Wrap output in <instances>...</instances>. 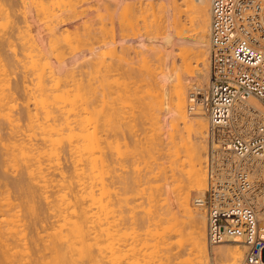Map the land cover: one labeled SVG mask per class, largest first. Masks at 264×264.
I'll list each match as a JSON object with an SVG mask.
<instances>
[{
  "label": "bare ground",
  "instance_id": "1",
  "mask_svg": "<svg viewBox=\"0 0 264 264\" xmlns=\"http://www.w3.org/2000/svg\"><path fill=\"white\" fill-rule=\"evenodd\" d=\"M6 1V0H5ZM38 1V0H37ZM45 2L47 0H44ZM55 1V0H54ZM68 1H71V0H68ZM76 1V0H75ZM80 3L83 1V0H79ZM132 1V0H131ZM147 1V0H146ZM174 4H173V8L174 10L171 9V13H173L171 15V19H170V26H169V37L173 36V34L175 33L177 37L181 36L183 33V35L181 37H185L187 38V35L189 34V31L191 33V30H189V28H191L193 25L196 26V30H195V27H192L191 29H193V31L197 34H195L197 36V40H192V41H189V40H183L182 38V43L183 44H187V45H193L194 44V48L196 47L197 49V53H201L202 51V47L205 46V43L207 44L208 43V28H209V31H210V0H180V3H176V0H173ZM6 2H9L8 0ZM23 2V0H22ZM48 2V1H47ZM74 2V0H73ZM78 2V0H77ZM101 2V1H100ZM103 2V1H102ZM136 2V1H135ZM135 2H134V5H135ZM138 2V1H137ZM142 2V1H141ZM151 2V1H150ZM150 2H148L147 5L151 4ZM172 2V0H171ZM179 2V1H177ZM39 3H42L41 0ZM75 3V2H74ZM99 3V2H98ZM97 3V4H98ZM104 3V2H103ZM144 3V2H142ZM156 3V2H155ZM166 3V2H165ZM8 4H11L10 2L7 3V7H8ZM35 4V3H34ZM37 4V2H36ZM35 4V6H36ZM52 4V3H51ZM70 4V3H69ZM77 4V3H75ZM94 4V3H93ZM138 4V3H137ZM141 4V3H140ZM1 5V4H0ZM24 5V3H23ZM40 5V4H38ZM48 5V4H47ZM120 5V4H119ZM133 5V4H132ZM133 5V6H134ZM146 5V6H147ZM168 4H166V7H167ZM12 6V5H11ZM25 6V5H24ZM34 6V7H35ZM52 6V5H51ZM64 6V5H63ZM67 6V5H66ZM71 6V5H69ZM90 6V5H89ZM94 6V5H93ZM97 6V5H96ZM105 6V4H104ZM141 6V5H140ZM145 6V7H146ZM163 6L164 3H163ZM4 7H5V4H4ZM6 7V9H7ZM10 7V5H9ZM8 7V8H9ZM46 7V6H45ZM95 7V6H94ZM100 7V6H98ZM106 7V6H105ZM122 7V6H121ZM150 7V6H149ZM154 7V6H153ZM2 8V6L0 7ZM68 8V6L66 7V9ZM96 8V7H95ZM94 8V9H95ZM107 8V7H106ZM109 8L108 7V10L109 11ZM127 8V6H126ZM141 8V11H142V8L144 7H140ZM152 8V7H151ZM150 8V9H151ZM168 8V7H167ZM180 8H183V9H180ZM15 9V7H14ZM37 9H39L37 7ZM45 9V8H44ZM42 9V10H44ZM48 9V8H47ZM60 9V8H59ZM63 9V7H62ZM123 9V8H122ZM121 9V10H122ZM132 9V8H131ZM136 9V8H134ZM24 10V9H23ZM46 10V9H45ZM44 10V11H45ZM49 10V9H48ZM58 10V9H57ZM86 10V8H85ZM120 10V11H121ZM126 10V9H125ZM129 10V9H128ZM161 10V9H160ZM168 10V9H167ZM1 11H4V8L1 10ZM79 11V10H78ZM84 11V10H82ZM117 11V10H116ZM124 11V10H123ZM135 11V10H134ZM150 11V10H149ZM152 11H154V9H152ZM5 12H8L5 11ZM59 12V11H58ZM70 12V11H69ZM162 12V11H161ZM182 12H185V13H189L188 14V17H190V22H192V26L190 24L191 27H187L188 29H186V24L182 21L181 19V13ZM1 13V12H0ZM4 13V12H3ZM2 15H4L3 17H5L6 13H4ZM14 13V11L12 12ZM18 13V11H17ZM101 12H99L100 14ZM129 13V12H128ZM167 13V12H166ZM15 14V13H14ZM38 13H36L37 15ZM106 14V13H104ZM109 14H112V13H109L108 12V15ZM130 14V13H129ZM134 14V12H133ZM141 14V13H140ZM151 14V12L149 13ZM161 14V13H160ZM9 14L6 15V18H8ZM19 15V14H18ZM38 15H41V14H38ZM48 15H51V14H48ZM70 15V14H68ZM74 15V14H73ZM77 15V14H76ZM75 15V16H76ZM79 15V14H78ZM118 15V13H117ZM131 15V14H130ZM129 15V16H130ZM143 17L145 18V16H147V14H142ZM157 14H155V11H154V14L153 16H156ZM12 16V15H11ZM64 16V15H63ZM61 16V17H63ZM103 16V15H102ZM113 15H111L112 17ZM120 16V15H119ZM137 16V15H136ZM162 16V15H161ZM2 17V16H1ZM15 17V16H14ZM25 17V16H24ZM40 17V16H39ZM60 17V18H61ZM65 17V16H64ZM74 17V16H73ZM78 17V16H76ZM104 17V16H103ZM109 17V18H111ZM134 17V16H133ZM150 17V15H149ZM165 17V16H164ZM163 17V18H164ZM52 18V17H51ZM107 18V17H106ZM114 18V17H113ZM118 18V17H117ZM130 18V17H129ZM128 18V19H129ZM132 18V17H131ZM142 18V17H141ZM158 17H155V19L157 20ZM11 19V18H10ZM43 19V18H42ZM66 19V18H65ZM70 19V18H69ZM112 19V18H111ZM110 19V20H111ZM122 19V18H121ZM166 19V18H165ZM3 20V18H2ZM1 20V21H2ZM9 20V18L7 19ZM7 20L5 21L6 23ZM41 20V19H40ZM104 20V19H103ZM106 20V19H105ZM126 20V19H124ZM138 20V19H137ZM141 20V19H139ZM153 20V19H152ZM162 20V19H161ZM11 21V20H10ZM46 21V20H45ZM48 21V20H47ZM62 21V20H61ZM90 21H93V20H89L88 22L91 23ZM97 21V20H96ZM109 21V20H108ZM128 21V20H127ZM129 21H131L129 19ZM144 21V20H143ZM142 21V22H143ZM159 21V20H158ZM156 21V22H158ZM165 21V20H164ZM3 22V21H2ZM25 22V20H24ZM51 22V21H50ZM87 22V21H85ZM107 22V21H106ZM126 22V21H125ZM134 22V21H133ZM141 22V21H140ZM161 22V21H160ZM12 23V21H11ZM27 23V22H26ZM63 23V22H62ZM82 23V22H81ZM103 23H105L103 21ZM128 23V22H127ZM135 23H138V22H135ZM148 23V22H147ZM155 23V21H154ZM167 23H168V20H167ZM5 24V23H4ZM83 24V23H82ZM81 24V25H82ZM101 24V22H100ZM98 24V25H100ZM109 24H111L109 22ZM121 24V23H119ZM134 24V23H133ZM139 24V23H138ZM157 24V23H156ZM164 24V22H163ZM80 25V26H81ZM91 25V24H90ZM88 24V26H90ZM94 25V24H93ZM112 25V24H111ZM129 25V24H128ZM132 25V23L130 24ZM129 25V28L131 30V28L133 29L134 27H130ZM142 25V24H141ZM148 25V24H147ZM151 24H149L148 26L150 27ZM166 25V24H165ZM168 25V24H167ZM8 27V24L6 25ZM10 26V25H9ZM17 26L18 25H15V30H18L17 29ZM21 26V25H20ZM47 26V25H46ZM97 26V25H95ZM121 26V25H120ZM123 26V25H122ZM134 26V25H133ZM139 26V25H138ZM137 26V28H138ZM152 26V25H151ZM163 26V25H162ZM11 28L13 27V25L11 24L10 26ZM23 27V26H22ZM28 27V25H27ZM45 27V26H44ZM54 27V26H53ZM82 27V26H81ZM91 27V26H90ZM103 27V26H102ZM101 27V28H102ZM105 27V26H104ZM141 27V26H140ZM158 27H160L159 29L161 30L162 27L158 25ZM1 28V27H0ZM5 28V27H4ZM9 28V27H8ZM19 28V27H18ZM43 28V27H42ZM88 28V27H87ZM93 28V27H92ZM124 28V27H123ZM164 28V31H165V27L163 26ZM22 30V28H20ZM83 29H84V26H83ZM111 27L110 28H106V31L105 34H108L109 31H110ZM140 29V28H139ZM142 29H143V26H142ZM145 29V28H144ZM147 29V28H146ZM149 29V28H148ZM152 29V28H151ZM159 29H157V31H159ZM174 29V33L172 34V30ZM188 31L187 33L186 30ZM1 30H4L5 32V29H1ZM9 30V29H8ZM6 28V31L9 32ZM30 30V29H29ZM85 30V29H84ZM104 30V29H103ZM154 30H155V27H154ZM185 30V31H184ZM13 31V32H14ZM25 31V30H24ZM23 31V32H24ZM47 31V30H46ZM87 31V30H86ZM93 31V30H92ZM102 31V30H101ZM127 31V30H126ZM140 31V30H139ZM192 31V32H193ZM12 32V34H13ZM16 32H22V31H16ZM39 32V31H38ZM85 32V31H84ZM91 32V31H90ZM103 32V31H102ZM138 32V31H137ZM149 32V31H148ZM193 32V33H194ZM2 33V31H1ZM98 33V32H96ZM101 33V32H100ZM99 33V34H100ZM128 33V32H127ZM132 33V32H131ZM154 33V32H153ZM5 34H8V33H5ZM11 34V35H12ZM94 34V33H92ZM125 34V33H124ZM139 34V33H138ZM146 34V33H145ZM149 34V33H148ZM159 34H162L160 32H158L157 35ZM187 34V35H186ZM10 35V36H11ZM14 35V34H13ZM13 35H12V38H13ZM30 35V34H29ZM48 35V34H47ZM111 35V34H110ZM123 35V34H122ZM132 35V34H130ZM151 35V34H150ZM154 35V34H153ZM163 35V34H162ZM191 35H194L191 33ZM9 36V34H8ZM9 36V39L8 37L6 39H4L8 45H10V39H12L11 37ZM19 36V35H18ZM22 36V35H21ZM82 36V35H81ZM80 36V37H81ZM99 37V35H97ZM104 36V35H103ZM129 36V35H128ZM127 36V37H128ZM145 36V35H144ZM148 36V35H146ZM190 36V35H189ZM2 37V36H0ZM3 37H4V34H3ZM6 37V36H5ZM4 37V38H5ZM17 37V36H16ZM24 37V36H23ZM23 37L21 38L22 40H26V38L23 39ZM49 37V36H48ZM57 37V36H56ZM94 37V36H93ZM107 37V36H106ZM112 37V36H111ZM123 37H125V35H123ZM126 37V38H127ZM151 37V36H150ZM192 37V36H191ZM195 37V36H193ZM19 38V37H18ZM32 38V37H31ZM103 38V37H102ZM132 38V36H131ZM145 38V37H144ZM190 39V37H188ZM187 38V39H188ZM3 39V38H2ZM2 39L0 38V41H2ZM90 40V38H88ZM92 41L94 40L93 38H91ZM106 39V38H105ZM12 40L15 41V39L13 38ZM21 40V41H22ZM31 40V39H30ZM42 40V39H41ZM56 40V39H55ZM61 40V39H60ZM67 40V39H66ZM78 40V39H77ZM103 40V39H102ZM108 40V39H107ZM23 42V44L26 42ZM32 41V40H31ZM39 41V40H38ZM82 40H80L81 42ZM117 41V40H116ZM17 42V41H15ZM14 42V43H15ZM28 42V41H27ZM26 42V43H27ZM30 42V41H29ZM36 42V41H35ZM35 42L32 43V46L31 48H33L34 50L36 49V51L38 50V46L35 45ZM41 42V41H40ZM39 42V43H40ZM65 42V41H64ZM67 42V41H66ZM83 42V41H82ZM91 41H89V44H90ZM103 42L106 43V41L104 40ZM2 44V47H3V50L4 51V46L5 45ZM12 43V42H11ZM25 43V44H26ZM52 43V42H51ZM55 43V41H54ZM85 43H86V40H85ZM95 43V42H93ZM125 43V42H124ZM123 43V44H124ZM19 44V43H17ZM16 44V45H17ZM78 44V43H77ZM76 44V47L78 46ZM82 44V43H80ZM103 44V43H102ZM159 44V43H158ZM14 45V44H13ZM12 45V46H13ZM15 45V46H16ZM28 45V44H27ZM31 45V44H30ZM30 45H28V50L31 49L30 48ZM83 45V44H82ZM104 45V44H103ZM128 45V44H126ZM132 45V44H131ZM138 45V44H137ZM151 45V44H150ZM184 45V46H185ZM186 45V46H187ZM189 45V46H190ZM209 45V44H208ZM10 46V47H12ZM25 48H24V47ZM22 48L24 49V51L26 50L28 52V50L26 49V45H23ZM37 48H36V47ZM41 46V45H40ZM47 46V45H46ZM55 46V45H54ZM53 46V48H54ZM87 46V45H86ZM89 46V45H88ZM87 46V47H88ZM91 46V45H90ZM94 46V45H93ZM116 46V45H115ZM144 46V45H143ZM148 46V45H147ZM152 46V45H151ZM155 46H159V45H155ZM1 47V46H0ZM1 47V48H2ZM8 47V46H7ZM20 47H21V44H20ZM57 47V46H56ZM59 47V46H58ZM75 47V46H73ZM75 47V48H76ZM120 47V46H119ZM139 47V45H138ZM150 47V46H149ZM148 47V49H149ZM188 47V46H187ZM0 48V49H1ZM52 48V47H51ZM96 48V47H95ZM107 48V47H106ZM141 48V47H140ZM146 50L147 47L145 46ZM160 48V46H159ZM157 48V50L159 49ZM185 48V47H183ZM181 48V49H183ZM199 48H201L199 50ZM43 49V48H42ZM65 49V48H64ZM77 49V48H76ZM83 49V48H82ZM91 49V47H90ZM120 49V48H119ZM122 49V48H121ZM130 49V48H129ZM151 49H154L153 47ZM161 49V48H160ZM180 49V50H181ZM186 49V48H185ZM181 50L180 52H185V55L186 57L188 56V53L191 52V54L193 53L192 51H190L189 49V52H188V49L187 50ZM11 50V48H10ZM9 50V52H11ZM12 50H19L18 49H12ZM32 50V49H31ZM40 50V49H39ZM38 50V51H39ZM45 50V49H44ZM80 50V49H79ZM88 50V49H87ZM97 50V49H95ZM115 49H113L114 51ZM123 50V49H122ZM121 50V51H122ZM125 50H128L127 48ZM142 50V48L140 49V51ZM145 50V49H144ZM156 50V51H157ZM204 50V49H203ZM1 51V52H2ZM7 51V50H6ZM5 51V52H6ZM23 51V50H22ZM33 51V50H32ZM63 51V50H62ZM61 51V52H62ZM66 51V50H65ZM112 51V52H113ZM139 51V52H140ZM186 51H187V54H186ZM194 51V50H193ZM0 52V53H1ZM4 52V53H5ZM17 51H15L14 53H16ZM30 52V50H29ZM40 52V51H39ZM55 52V51H54ZM98 52V51H97ZM96 52V53H97ZM107 52H110V51H107ZM116 50L113 52L115 54ZM120 52V51H118ZM143 52V50L141 51ZM158 52H160L161 54V51L158 50ZM204 52V51H202ZM3 53V54H4ZM13 53V54H14ZM20 53V52H19ZM25 53V55L23 54ZM21 54H23L26 58V62H30V66L28 63H26L24 61V64L26 63L25 66H23L22 69H24L25 67H28L27 69H24V73L25 70H28L29 73H26L24 75V73H22V76L20 77L21 80L23 81L22 84H19L22 86L21 90L24 91L25 93V98L23 96H21L24 100L21 101L23 103L21 109H22V112H19L21 111L18 107H17V99H18V95L14 94L15 91L12 87V83L13 82V78H15V74L16 72L19 73V71H16L14 72L13 70V78H11V68L15 69V65L12 67V65L14 63L16 64H20V61L22 62L23 60L20 59L19 56L21 55H17V53L13 56V59H16L15 57H18L20 59H18V63L17 61L14 62L12 61V57H10L11 60L9 59H3V55L1 53L0 56V158H2V161H3V164L5 167H11V170L16 173L19 174V177L18 178H15L13 180L16 181V183L14 185H16V187H18V189L20 190H23L24 194L22 191L21 194H23V200L20 199V203H21V200L23 202V204L21 206H23L24 210H22V208H20V204L19 203H16L18 202L16 200V198L14 199L9 190L8 189L9 187H4L3 185V189L5 188V190H1V185H0V264H93L94 260L96 261L97 259L99 260V258L101 259V257L99 258H96L95 256V253H98V251H100V256H104V254H106V257L108 260H106L108 264H151L152 262V259L153 257L155 256L154 252H150V253H144L143 252V249L145 247H149V243L147 242L146 239H144L142 237V233H141V230L142 228L146 225L144 224V226L142 227L141 225V222H139L140 220L137 219V216L135 215V211H136V208L139 209L138 207H140V202H138L136 205L133 204L134 202L136 203V200L137 198L136 197V194L138 192H136V194L134 193V191L136 190L134 188V186H136L138 183H141L142 181H144V179L142 178L143 176H140V175H133L131 178L130 176L127 178H123L121 179L122 180V183L121 185L118 187H114L112 185H110L109 183H107L105 181L106 178H104L105 176H103V172L105 170L106 172V169L107 170H110V160L107 158L108 157V154L105 155V152H106V146L109 147V141H108V145H105L107 144L106 142V139L104 137V141L102 140L103 136H101V134L98 133V127H99V123H98V127L97 126V121H93V123H91V119H89L92 115V113H96L98 110L94 104H96V100L93 98V95L95 94H92L94 93L92 90H89L91 89V87H87V92L85 93H88L87 96L89 97H86L87 99L86 100H82L83 101L82 103L83 104H79L78 102V97L79 96H83L84 95L80 92H81V88L80 89H77L78 87H85L88 85V81L87 82H84L86 83L87 85H84L83 86V83H81V81L83 80L82 78L79 79V81L76 80L75 82V78L73 77L72 80L74 79L73 82H71L70 80L66 79V78H62V80L64 81H61V78H59V75H55L57 72L53 71V69L49 68L51 66L50 63L49 65L47 64V62H44L42 61L43 59L38 58L40 56V54H35V56H31V54L29 53H26V52H23ZM38 53V52H37ZM41 53H44L41 51ZM127 53V52H126ZM129 53V52H128ZM148 53V52H147ZM150 54L152 53L149 52ZM156 55H157V52H155ZM205 53V52H204ZM12 54V55H13ZM28 54V56H27ZM57 54V53H56ZM65 54H67L65 52ZM71 54V53H70ZM106 54V53H104ZM102 54V55H104ZM120 54V53H119ZM140 54V53H139ZM138 54V56H139ZM144 55L145 53H141V55ZM158 54V55H160ZM175 54V53H174ZM182 54V53H181ZM189 54V55H191ZM196 54V53H195ZM203 54V53H202ZM207 54V52H206ZM9 54H7V57H8ZM10 55V56H12ZM22 55V56H23ZM37 55V56H36ZM39 55V56H38ZM59 55V54H58ZM116 55V54H115ZM122 55V54H121ZM132 55V54H131ZM130 55V56H131ZM176 55V54H175ZM178 55V54H177ZM180 55V54H179ZM184 55V53H183ZM182 55V56H183ZM194 56V53L192 54ZM198 57L200 58H203L201 59V63H202V70H197L198 72V76L199 78H201V80H203L202 78H204V80L208 79L209 76H207V71H206V68L204 67L205 64L207 63L206 60L207 58H204L202 56L204 55H200L197 54ZM23 56V57H24ZM31 56V57H30ZM67 56V55H66ZM64 55V57H66ZM71 56V55H70ZM106 55L103 56V58L105 57ZM108 56V55H107ZM119 56V55H117ZM116 56V57H117ZM123 56V55H122ZM121 56V57H122ZM129 56V57H130ZM137 56V57H138ZM181 56V58H182ZM196 56V55H195ZM207 56V55H205ZM49 57V56H48ZM53 57V56H52ZM85 57H88V56H85ZM110 57V56H109ZM112 57V56H111ZM110 57V59H111ZM148 57V56H147ZM145 57V58H147ZM150 57V56H149ZM159 56L155 57L156 60ZM175 57V56H174ZM185 57V56H184ZM185 57V59H186ZM29 58V60H27ZM61 58V57H60ZM96 58V57H95ZM126 58V57H125ZM124 56H123V59L125 60ZM143 58V57H142ZM141 58V61H143V59ZM152 58V57H150ZM154 58V57H153ZM173 58V57H172ZM189 58V56L187 57ZM196 58V57H194ZM25 59V58H24ZM31 59V60H30ZM65 59V58H64ZM94 59V58H93ZM98 59V57H97ZM100 59V58H99ZM119 59V57L117 58ZM149 59V58H148ZM159 59V58H158ZM180 59V57H179ZM185 59L183 58V61H182V66H180V70H181V73L178 72L177 70V74L175 76V80L176 82H174L175 80H173V83L172 84V90H170L169 94L168 95L170 98L169 101L165 100L164 101V98H162V95H163V91L161 92L162 88L160 89L158 83L161 82V81H157L156 78L153 77V75L151 74L152 78L150 80H152L154 82V84L158 85L157 89H153V88H156L155 86L150 88V89H153L152 90V93L149 92L150 90H146V94H147V91H148V95L151 97H149V101L147 102L148 104H141L142 106L143 105H149L148 109L150 110H153V113L150 114L149 111H146L148 109H144L146 112H144L145 114L147 112H149L150 114V118L149 116L147 115L146 118H149L151 121H152V124H156L158 123L160 120V117H159V112L161 111L160 108L162 109L163 108V105H164V102L165 103H169V107H168V110L167 112L169 113L168 117L170 116L171 119H172V123H174L175 127L177 126L178 123H181L183 124L182 126L184 128H186L185 130H187L188 132L192 131L191 133L192 134H195L193 139V142H190L188 141L186 145V150L188 151L187 153V156H188V161H187V165L190 167L188 169H186V167L184 168L183 166H180L183 168V169H186V172L187 173H183L181 170L183 169H179V171H181L180 174H182V176L180 175V178L181 179H176L177 183H178V186L177 187H174V189H171L172 193H174V196L176 197V204L178 205V212L179 210H181L179 213L177 212V215L178 217H180L179 215H184L185 216V220L186 223H187V229L188 227H190V248L192 251H194L193 253H197L199 255H201V257L204 259V258H207V255H206V252L208 251L209 253L211 252V255L215 258V260H218L217 262H221L222 264H243L242 262H244L245 264L246 261H245V253H244V249L246 248L247 249V246L245 244V242L243 241L242 238H229L221 243H218V244H215L211 251L209 250V247H208V236H207V216L205 215V212L202 213L204 219H205V222L203 221V219L201 218V215L199 214V212L196 210L195 207L192 206L191 204V191L192 189L196 188L198 190H201L200 191V194L202 195L203 192L205 191V189H207V184H208V177H207V171L205 170L204 166H203V163H204V158L203 156H205V153H206V146H205V142L207 141V136H208V128L209 126L207 125V121L206 119L208 120L209 118L205 116L202 117L203 119H201V114H204L206 116H208L205 112H203V110L201 111V113L199 111H195L196 113H193V112H188L189 110L187 109V99H186V96H187V86L190 84L188 83L189 81H186V77L187 76H184L182 75L183 74V70L185 72V75L187 72V75H192L193 76V73L192 71L194 70L193 67H191L192 65L191 64H188L189 62L187 61V63L185 62ZM190 59V58H189ZM50 60V59H49ZM59 60V58H58ZM91 60V59H89ZM96 60V59H95ZM131 60V59H130ZM145 60V59H144ZM188 60V59H186ZM198 60V59H197ZM82 61V60H81ZM84 61V59H83ZM92 61V60H91ZM103 61H105L103 59ZM115 61V60H114ZM119 61V60H118ZM147 61V60H146ZM146 61L144 62L146 64ZM150 61V60H149ZM148 61V62H149ZM155 61V60H154ZM42 62V63H41ZM47 64L49 67L46 68L45 65ZM106 62V61H105ZM116 62V61H115ZM128 62V61H127ZM162 62V61H161ZM199 62V61H198ZM89 63V62H88ZM99 63V62H98ZM104 63V62H103ZM107 63H109L108 59H107V62H106V65ZM134 63V62H133ZM144 63H142L144 65ZM191 63V61H190ZM87 64V63H86ZM111 64V63H110ZM127 64V63H126ZM141 64V63H140ZM156 64H158V62H156ZM208 64V63H207ZM206 64V65H207ZM59 65V63H58ZM93 65V64H92ZM96 65V63H95ZM113 65V64H112ZM116 65V64H115ZM113 65V66H115ZM129 65V64H127ZM142 65V67H143ZM154 65V64H153ZM172 65V64H171ZM178 65V64H177ZM191 65V66H189ZM19 66V65H17ZM16 66V68H17ZM21 66V65H20ZM19 66V67H20ZM73 67H68L69 69V72H68V69H67V73H70V69H73L74 68V65H72ZM86 66V65H85ZM97 66V65H96ZM99 66V64H98ZM103 66V65H102ZM110 66V65H109ZM118 66V64L116 65ZM129 66H132L129 65ZM136 66H138L139 68V65L137 64ZM150 66V65H149ZM176 66V64H175ZM18 67V68H19ZM76 67V66H75ZM89 67V66H88ZM105 67V66H104ZM104 67H98V68H102L104 69ZM119 67V66H118ZM133 67V66H132ZM131 67V69H132ZM146 68V66H144ZM173 67V66H172ZM179 67V66H178ZM177 67V68H178ZM91 68V67H90ZM107 68V67H106ZM109 68V67H108ZM125 68V67H124ZM158 68V67H157ZM21 69V67H20ZM21 69V70H22ZM62 69V68H61ZM94 69V68H93ZM111 69V68H109ZM117 69V68H116ZM113 67V71L112 72H115ZM123 69V68H122ZM128 69V68H127ZM141 69V68H140ZM156 69V68H154ZM19 70V69H18ZM74 70V69H73ZM98 70H101V69H98ZM118 70V69H117ZM153 70V69H152ZM75 71V70H74ZM88 71V70H87ZM94 71V70H93ZM102 71V70H101ZM104 71V70H103ZM102 71V72H103ZM110 72V70H108ZM120 71V70H119ZM119 71H118V75L119 74ZM125 71V70H124ZM154 73H155V70H153ZM174 71V70H173ZM66 72H64L66 74ZM72 72V71H71ZM76 72V71H75ZM100 72V71H99ZM98 72V73H99ZM138 72V71H137ZM149 72V71H148ZM147 70H146V73H148ZM152 72V71H150ZM171 72V71H170ZM63 73V72H62ZM61 73V75H62ZM63 73V74H64ZM78 73V72H76ZM92 73V72H90ZM108 73V72H107ZM140 73H141V70H140ZM192 73V74H191ZM74 74V72H73ZM94 74V73H93ZM101 74V73H100ZM131 74V73H130ZM135 74V73H134ZM137 74V73H136ZM149 74V73H148ZM156 74V73H155ZM154 74V76H155ZM171 74V73H170ZM173 74V73H172ZM24 75V76H23ZM69 76V74H66V76ZM90 75V74H89ZM99 75V74H98ZM102 75L104 76V72L102 73ZM105 75H106V71H105ZM113 75V74H112ZM133 75V74H131ZM147 75V74H146ZM163 75V74H162ZM174 75V74H173ZM19 76V75H18ZM17 74H16V77H18ZM70 76H71V73H70ZM69 76V77H70ZM88 76V75H87ZM109 76V75H108ZM111 76V75H110ZM122 76V74H121ZM136 76V75H135ZM142 76V75H140ZM139 76V77H140ZM145 76V75H144ZM164 76V75H163ZM24 79H23V78ZM62 77V76H61ZM76 77V75H75ZM80 77V76H79ZM89 77V76H88ZM100 77V76H99ZM126 77V75L124 76ZM149 77V76H148ZM156 77V76H155ZM161 77V76H160ZM92 78V77H91ZM98 79V77H96ZM104 78V77H102ZM107 78V77H106ZM114 78V77H113ZM116 78V77H115ZM122 78V77H121ZM129 78V77H128ZM145 78V77H144ZM169 78H170V75H169ZM71 79V77H70ZM82 79V80H81ZM89 79V78H88ZM87 79V80H88ZM96 79V80H97ZM110 79V78H109ZM117 79V78H116ZM119 79V77H118ZM130 79V78H129ZM136 79V78H134ZM142 79V78H140ZM167 79H168V76H167ZM166 78H164V81L167 80ZM172 79V78H171ZM170 79V80H171ZM20 80V81H21ZM81 80V81H80ZM92 80V79H90ZM89 80V81H90ZM95 80V81H96ZM100 80V79H99ZM98 80V82H99ZM104 80V79H103ZM102 80V81H103ZM131 80V79H130ZM133 80V79H132ZM138 80V79H136ZM18 81V80H17ZM68 81V82H67ZM84 81V80H83ZM86 81V79H85ZM94 81V82H95ZM111 81H112V78H111ZM117 81V80H115ZM120 81V80H118ZM122 81V80H121ZM124 81V80H123ZM122 81V82H123ZM139 81V80H138ZM158 83H157V82ZM172 81V80H171ZM193 81V80H192ZM15 82V81H14ZM71 82V83H70ZM81 85H79L80 83ZM91 82V81H90ZM106 82V81H104ZM114 82V81H113ZM121 82V83H122ZM132 82V81H131ZM130 82V83H131ZM135 82V81H134ZM147 82V81H146ZM144 83V85L146 84L148 86L147 83ZM149 82V80H148ZM163 82V81H162ZM167 82V81H166ZM165 82V83H166ZM203 82V81H202ZM97 83V82H96ZM120 83V85H122ZM139 83V82H138ZM142 83V82H141ZM152 83V82H151ZM150 83V84H151ZM170 83V81H169ZM18 83H16L15 85H17ZM92 86L95 84L93 83H90L89 86ZM102 85V83H100ZM111 84V83H110ZM114 84V83H113ZM129 84V82H128ZM133 84V83H132ZM143 84V83H142ZM153 84V83H152ZM164 83H161V87L163 86L164 88ZM14 85V87H15ZM18 85V87H19ZM99 85V83H98ZM106 85V84H105ZM107 85H108V82H107ZM119 85V87H120ZM125 85V84H124ZM122 85V86H124ZM140 85V84H139ZM139 85L138 88H139ZM170 85V84H169ZM204 85V84H203ZM20 86V87H21ZM113 86V85H112ZM111 86V87H112ZM118 86V85H117ZM126 86H127V83H126ZM129 86V85H128ZM127 86V87H128ZM135 86V85H134ZM141 86V85H140ZM147 86H145V88L147 89ZM17 87V88H18ZM133 86L131 85L130 89L132 88ZM151 87V86H150ZM16 88V89H17ZM86 88V87H85ZM95 88V87H94ZM100 88V87H99ZM102 88V87H101ZM113 88V87H112ZM123 88V87H122ZM143 88V87H142ZM170 88V87H169ZM97 89V88H96ZM107 90V88H104L103 87V92L104 90ZM126 89V88H125ZM134 89V92H135V88ZM140 89V88H139ZM144 89V88H143ZM142 89V91H143ZM149 89V88H148ZM166 89V88H165ZM171 89V88H170ZM195 89H203L201 88V86H198L196 87ZM99 90V89H98ZM101 90V89H100ZM154 90H155V93H154ZM21 91V93L23 92ZM71 91H73L71 94ZM84 91V90H83ZM122 93L123 91L120 90ZM128 91V90H125V92ZM136 91H138V89H136ZM141 91V90H139ZM139 91L137 92L138 93V97H139ZM145 91V90H144ZM143 91V92H144ZM157 91V92H156ZM102 92V90L100 91ZM109 92V90H108ZM116 92V91H115ZM119 92V91H118ZM131 92V91H128V93ZM191 92V91H190ZM17 93V92H16ZM120 93V92H119ZM127 93V92H126ZM133 93V92H132ZM141 93V92H140ZM151 93V94H150ZM96 94L98 95L99 94V91L98 93L96 92ZM101 94V93H100ZM124 94V93H123ZM143 94V93H142ZM145 94V95H146ZM92 95V96H91ZM103 95V94H101ZM100 95V96H101ZM113 95V93H112ZM130 95V94H129ZM134 95V94H133ZM136 95V94H135ZM107 97V95H105ZM104 96V98H105ZM114 96V95H113ZM127 96V94H126ZM189 96V95H188ZM17 97V98H16ZM92 97V100L95 101H91ZM96 97V96H95ZM128 97V96H127ZM126 97V98H127ZM133 97V96H132ZM131 97V98H132ZM135 97V96H134ZM137 97V96H136ZM140 97H141V94H140ZM142 97H144V95H142ZM22 98H19V99H22ZM120 98V97H119ZM124 98V96H123ZM189 98V97H188ZM89 99V100H88ZM108 99V98H106ZM110 99V98H109ZM117 100H119L117 97H116ZM115 99V101H116ZM141 99V98H140ZM105 100V99H104ZM113 100V99H112ZM121 100V99H120ZM128 100V98H127ZM131 100H134V99H131ZM189 100V99H188ZM20 101V100H19ZM18 101V102H19ZM85 101V102H84ZM98 101V100H97ZM111 101V100H110ZM143 101V100H142ZM145 101V100H144ZM78 102V103H77ZM99 102V101H98ZM101 102V100H100ZM109 102V101H108ZM114 102V101H113ZM134 102V101H133ZM107 103V102H106ZM117 104V101L115 102ZM105 104V103H104ZM125 104V103H124ZM127 104V103H126ZM137 104V103H136ZM19 105H21V103H19ZM18 105V106H19ZM99 105V104H98ZM103 105V104H102ZM118 105V104H117ZM121 105V104H120ZM135 105V104H134ZM113 105H111L110 107H112ZM124 106V105H123ZM19 109V111H15V109L17 110V108ZM100 107V106H99ZM104 107V106H103ZM102 107V108H103ZM106 107V106H105ZM114 107V106H113ZM112 107V108H113ZM121 107V106H120ZM119 107V108H120ZM134 107V106H133ZM146 107V108H147ZM125 110L127 109L126 107H124ZM129 108V106H128ZM139 108V107H138ZM156 108V109H155ZM159 108V109H158ZM166 108V106H165ZM237 108L239 110L241 109H244V110H252L253 111V114H255V116L259 117V114L258 113H262L261 110H264V107L262 105V103H260L258 101V99L256 100V98L254 97H250L249 99H247L246 101H244L243 103H240ZM110 109V108H109ZM116 110H122V108L118 109V108H115ZM132 109V107H131ZM130 109V111H131ZM134 109H137V107ZM142 109V107H141ZM160 110L158 112H156V110ZM104 110V108H103ZM128 110V109H127ZM126 110V111H127ZM140 110V108H139ZM138 110V112H139ZM71 113H70V112ZM73 111L75 112L73 114ZM94 111V112H93ZM108 111V110H107ZM17 112V114L15 113ZM19 112V114H18ZM67 112V114H66ZM69 112V114H68ZM103 112V111H102ZM116 112V111H115ZM132 112V111H131ZM133 112H135L133 110ZM142 112V111H141ZM23 113V114H22ZM124 113V112H123ZM64 114H66L64 116ZM75 115V117L73 118L72 115ZM106 114V113H105ZM108 114V113H107ZM116 114V113H115ZM157 114V115H156ZM166 114V113H165ZM71 115V120L69 121V116ZM95 115V114H94ZM99 115V114H97ZM101 115V114H100ZM118 115V114H117ZM137 115H141L142 114H137ZM166 115V116H167ZM263 115V114H262ZM65 118H64V117ZM68 116V119H66V117ZM90 116V117H89ZM110 116V115H109ZM108 116V117H109ZM199 116V118L197 117ZM96 117V115H95ZM94 117V118H95ZM105 117V116H104ZM121 117V116H120ZM138 117V116H137ZM136 117V118H137ZM93 119V117H91ZM110 118V117H109ZM134 118V119H136ZM139 118V117H138ZM137 118V119H138ZM143 118V117H141ZM140 118V119H141ZM198 118V119H197ZM65 119V120H64ZM75 119V120H74ZM98 119L100 120V118L98 117ZM101 119L103 120V115L101 117ZM124 119V118H122ZM144 119V118H143ZM141 119V120H143ZM148 119V120H149ZM167 119V118H166ZM24 120V122L26 123H22ZM73 120V121H72ZM95 120V119H94ZM111 122H113V119L111 118ZM70 122H76V124H70L71 126H69L67 124ZM101 121V120H100ZM106 121V120H105ZM108 121V120H107ZM106 121V122H107ZM110 121V119H109ZM150 121V122H151ZM66 122L67 126H69L70 128H66L64 129V127H67L66 125H64ZM99 122V121H98ZM109 122V124L111 123ZM117 122V121H116ZM171 122V121H170ZM64 123V124H63ZM102 123V122H101ZM105 123V122H104ZM136 123V121H135ZM134 123V125H135ZM160 123V122H159ZM177 123V124H175ZM209 123V121H208ZM78 124V126H77ZM91 124L94 126H91ZM108 125V122L106 123ZM112 124V123H111ZM110 124V125H111ZM74 125V126H73ZM88 125H90L88 127ZM102 126H104L103 124H101ZM116 125V124H115ZM130 125V123H129ZM172 124V126H174ZM179 125V124H178ZM4 126V127H3ZM100 126V127H102ZM112 126V125H111ZM120 127V125H118ZM93 129H91V128ZM99 127V128H100ZM107 127V126H106ZM110 127V126H109ZM132 127V126H131ZM182 127V128H183ZM6 128L7 132H4L3 133V129ZM115 128V127H114ZM117 128V127H116ZM181 128V129H182ZM68 129V132H64V130H67ZM92 131H91V130ZM101 129V128H100ZM103 129V128H102ZM106 129V128H105ZM118 129V128H117ZM120 129V128H119ZM129 129V128H128ZM71 130V131H69ZM108 130V129H106ZM114 131V129L112 128L111 131ZM130 130H132L130 128ZM173 130V129H172ZM101 131V130H99ZM119 131V130H117ZM124 131V129H123ZM178 131V130H176ZM187 131H184V132H187ZM95 136L97 137L98 135V138H96L95 140H97L98 142V147H100V152H97V147L95 146V143L96 141H94V134ZM98 134H96V133ZM102 132V131H101ZM104 132V131H103ZM108 132V131H106ZM105 132V133H106ZM116 132V131H115ZM6 133V134H5ZM104 133V134H105ZM5 134V135H4ZM117 134V133H116ZM122 134V133H121ZM119 134V135H121ZM189 134V133H188ZM107 135V134H105ZM115 136V134H114ZM102 137V138H101ZM101 138V139H100ZM152 138V137H151ZM150 138V139H151ZM109 139V138H108ZM149 139V140H150ZM154 139V138H153ZM152 139V141H153ZM101 142H100V141ZM151 141V140H150ZM103 142H106V143H103ZM157 141L155 140V142L153 143V147L152 148H156L158 146V143H156ZM103 143V144H102ZM150 143V142H149ZM139 144V143H138ZM147 144V143H146ZM207 144V143H206ZM103 145V146H102ZM112 145V144H111ZM110 145V146H111ZM155 145V146H154ZM105 146V147H104ZM96 147V150L94 149ZM101 147L104 149V154L102 153V150ZM138 147V146H137ZM146 147H148V145H146ZM121 149V148H120ZM147 149V148H146ZM157 149V148H156ZM108 150V149H107ZM140 151V150H139ZM94 152H97V153H101L100 157L98 156H95ZM123 153V151H120ZM126 152V151H125ZM149 152V151H148ZM129 154V153H128ZM142 155V154H141ZM233 155V159L235 161L238 160V156L236 154H232ZM143 156V155H142ZM186 156V157H187ZM128 157V156H127ZM141 157V156H139ZM152 157V156H151ZM147 158V154H146V157ZM149 158V157H148ZM138 159V158H137ZM248 159V158H246ZM256 159V158H255ZM99 160V161H98ZM135 163V161H133ZM132 162V164H134ZM146 162V161H145ZM186 162V161H185ZM189 162V163H188ZM206 162V161H205ZM141 163V162H140ZM137 164V163H135ZM185 164V163H184ZM206 164V163H205ZM186 165V164H185ZM124 167V166H123ZM138 167V166H137ZM105 168V169H103ZM135 168V167H134ZM140 168V167H139ZM9 169V168H8ZM6 170V169H5ZM4 170V173H6ZM135 170V169H134ZM137 170V169H136ZM188 170V171H187ZM9 171V170H8ZM185 171V170H183ZM104 172V173H105ZM141 171L139 169V172L137 174H139ZM152 172V171H151ZM3 173V174H4ZM106 173H109L108 171ZM136 173V171H135ZM13 174V173H12ZM14 174V176H15ZM141 174V173H140ZM185 174V175H184ZM187 174V175H186ZM106 175V174H105ZM143 175V174H142ZM145 177L147 176L146 174H144ZM179 175V173H178ZM102 176V177H101ZM108 176V175H107ZM139 176V177H138ZM10 177V176H9ZM141 177V178H140ZM144 177V178H145ZM148 177V176H147ZM177 177V176H176ZM2 179H4L3 177H1ZM103 178V179H102ZM109 179V177H107ZM149 178V177H148ZM147 178V179H148ZM8 179V178H7ZM140 179V180H139ZM143 179V180H141ZM146 179V178H145ZM185 181L183 182L182 181ZM6 180V179H5ZM137 181H140V182H136ZM149 181V180H148ZM182 183H180V182ZM2 182V180L0 181ZM14 182V181H13ZM110 182V181H108ZM147 182V181H146ZM4 183V181H3ZM2 183V184H3ZM7 183V182H6ZM5 183V184H6ZM137 183V184H136ZM180 183V184H179ZM183 183H187L185 185H183ZM136 184V185H135ZM143 184V183H141ZM176 184V183H175ZM115 185V184H114ZM139 185V184H138ZM177 185V184H176ZM111 186L113 188H111ZM140 186V185H139ZM138 186V187H139ZM149 187V186H148ZM264 187V186H263ZM261 187V188H263ZM117 189V191H115V189ZM137 188V187H136ZM145 188H146V185H145ZM155 188V187H154ZM115 191H113V190ZM140 190V189H139ZM143 190V189H142ZM145 190V189H144ZM149 190V188H148ZM18 191V190H17ZM116 193V194H114ZM147 190H145L144 193H146ZM261 191V190H259ZM263 191V190H262ZM141 192V191H140ZM143 192V191H142ZM134 193V195H133ZM259 193V192H258ZM264 193V192H263ZM112 194H114V197L116 198L117 196V199H114L113 197L111 198V196H113ZM143 194V193H142ZM151 194V192L149 193ZM144 194L145 196H149ZM116 195V196H115ZM139 195V194H138ZM158 195V194H157ZM173 195V194H172ZM140 196V195H139ZM144 197V196H143ZM142 197V199H143ZM255 197H256V203H257V207H258V219L261 221L263 220L264 221V211L261 210L263 207V202H262V196L258 197L257 194H255ZM134 198V199H133ZM146 198V197H145ZM144 198V199H145ZM16 201H14V200ZM113 199H114V202H113ZM140 201H141V197H139ZM138 199V201H139ZM149 199V197H148ZM175 199V198H173ZM118 201V203L115 202ZM152 200V199H151ZM154 201V200H153ZM143 202V200H142ZM119 206H115V205H118ZM143 204H146V203H143ZM150 205V203H148ZM147 204V205H148ZM153 204V202H152ZM155 204V203H154ZM133 205V206H132ZM142 205V204H141ZM147 205H144L147 207ZM176 205V206H177ZM138 206V207H137ZM116 207H120L118 210L121 211H117V209L115 210V212H119L118 214L119 215H122L120 216L121 218H123L122 220L126 221V217H124V210L125 209H128L129 210L131 209V212H133L134 214L131 215V216H136V220L137 222H139L137 225L134 224L135 223V216L133 217L134 219L132 220V224L133 227H131L132 225H126L125 223H122L121 225H123L124 227L127 226V228L125 230H129L128 232H126L124 229V227H120L119 226V229L117 230V228H113L112 227V220H111V217L114 215H111V214H114V209ZM135 207V208H134ZM200 207V206H199ZM134 208V210H133ZM142 208V206H141ZM140 208V209H141ZM151 208V207H149ZM202 208V207H200ZM261 208V209H260ZM143 209H146V208H143ZM152 209V208H151ZM127 210V211H129ZM22 211L24 212L22 213ZM138 211V210H137ZM146 212H149L151 210H144ZM158 211V210H157ZM143 212V210H142ZM169 214L171 213V209L169 208ZM182 212V214H181ZM122 213V214H121ZM140 210H139V212ZM157 213V212H156ZM160 213V212H159ZM117 214V213H115ZM117 214V215H118ZM150 214V213H148ZM147 214V215H148ZM152 214L155 215L154 211H152ZM161 214V213H160ZM159 214V215H160ZM115 215V216H117ZM119 215L116 217H114V219L117 221L118 220V217ZM153 215V216H154ZM130 216V215H129ZM139 216V214H138ZM149 216V215H148ZM128 217V216H127ZM152 217V216H150ZM161 217V216H160ZM175 217L174 213L172 214L171 218L173 219ZM139 218V217H138ZM145 218V217H144ZM184 218V217H183ZM187 218V219H186ZM128 219V218H127ZM132 219V217H131ZM142 219V218H141ZM151 219V218H150ZM156 219V217H155ZM120 221V219L118 220L119 222H124V221ZM154 220V219H153ZM145 221V220H144ZM119 222H115L117 225L119 224ZM182 222V221H180ZM205 224V227L206 229L204 228V224ZM112 223V224H111ZM127 223V222H126ZM131 223V222H130ZM146 223H147V220H146ZM185 223V224H186ZM98 225L100 230H99V238L96 237L95 235V231L96 230L95 228V225ZM116 224L114 225L115 227ZM185 224L183 225V227L185 226ZM126 225V226H125ZM30 226V227H29ZM32 226V227H31ZM130 229H129V228ZM182 227V228H183ZM31 228L30 230H27ZM182 228H178V230L180 231V229ZM185 228V227H184ZM186 229V230H187ZM117 231V235H118V232L119 233H122V234H119L118 238H116L117 241H114L112 238L115 234L114 231ZM184 230V229H183ZM182 230V231H183ZM182 231H180V233H182ZM32 232V233H30ZM186 232V231H185ZM188 232V231H187ZM97 233V232H96ZM127 233H128V236H127ZM183 234V233H182ZM186 234V233H185ZM116 236V235H115ZM117 237V236H116ZM129 237L131 238V243H129L130 241L128 240ZM115 238V237H114ZM189 238V237H188ZM96 239V240H95ZM117 242V245L116 243L115 244H112V242ZM125 240V241H123ZM128 242H127V241ZM129 243V244H128ZM167 243V240L163 239V241H158L156 244H154L155 248L157 247H160L162 250L166 249V250H169L167 248V246H169L168 244L166 245ZM97 244V246H96ZM112 244V245H111ZM163 244H165L166 246L163 247ZM153 246V245H151ZM162 246V247H161ZM97 247V248H95ZM167 247V248H166ZM95 249H98L96 250L97 252H95ZM103 250V251H102ZM163 250V251H164ZM166 252V251H165ZM102 254V255H101ZM165 253H163V255L161 256L160 260H159V264H177V262L175 261L177 259V255L173 254L171 251H168V253L166 252V255H164ZM196 254V255H197ZM99 256V254H98ZM157 256V255H156ZM164 256V257H163ZM104 256V258H106ZM200 257V256H199ZM200 257V259H201ZM95 258V259H94ZM195 258V256H194ZM192 258V259H194ZM162 259V261H161ZM191 259V258H189ZM198 259V258H197ZM104 260V259H103ZM196 260V259H195ZM102 261V260H101ZM105 261V260H104ZM188 261V259L186 260ZM193 260H191L192 262ZM205 261V260H204ZM97 262V261H96ZM100 262V260L98 261ZM190 262V260L188 261ZM194 262V261H193ZM197 262L200 264H202L203 262L202 261H199L197 260ZM202 262V263H201ZM187 263V262H186ZM197 263V264H198ZM220 263V264H221ZM96 264V263H95ZM104 264V263H103ZM191 264V263H190ZM205 264V263H204ZM259 264H264V254H263V259L262 261L259 263Z\"/></svg>",
  "mask_w": 264,
  "mask_h": 264
},
{
  "label": "rangeland",
  "instance_id": "2",
  "mask_svg": "<svg viewBox=\"0 0 264 264\" xmlns=\"http://www.w3.org/2000/svg\"><path fill=\"white\" fill-rule=\"evenodd\" d=\"M7 1V0H6ZM5 0H0V7L2 6V8H0V36H2V37H0L1 39H2V41H0V46L2 47V44H4L6 41L4 40V39H6L7 37H8V39H9V36L12 34V32L15 30V25H18L17 26V29L19 30V31H22V32H16V31H18V30H16V31H14L13 32V38L15 39V41H17V42H15L14 40H12L13 38H12V35L10 36L12 39H10V45H8L7 43H5V45H3L4 46V51H2L3 50V47L0 49V52L2 53V55H3V57L2 56H0V57H2L4 60L5 59H9V60H11L12 59V61H14V62H16L17 61V63L20 61V59L21 60H23L22 62L20 61V64L18 63V64H16V63H14L13 65H12V67L14 66L15 67V69H13V68H11V78H13V73L14 72H16V71H19V73L18 72H16V74H17V76L18 77H16V74L14 75L15 76V78H13L12 80H13V82H11L13 85H12V87H13V89H14V91H15V93L14 94H16V95H18V101H17V107L19 108L20 106L22 107V105H23V103L21 102V101H23L24 99L21 97V96H25V93H24V91L23 90H21V88H22V86L21 85H19V84H22V80H21V76H22V73H24V69H27L28 67H25L24 69H22L23 68V66H25L26 65V63H28V62H26V58L27 57H25L24 55H25V53H23V52H26V53H30L31 54V56L33 55V56H35V54H40V56L38 57V58H40L41 56H42V54H43V56L41 57V59H43V58H45V59H43L42 61H44V62H47V64L49 65V63H50V65L49 66H51V67H49L47 64H45L44 62V64L45 65H47V66H45L46 68H52L53 69V71H55V72H57L58 71V73H56L55 75H59V78H61V81H64L65 79L64 78H66V79H68V80H72V78L74 77L75 78V82H76V80L77 81H79V79L80 78H82L80 81H81V83H83V86L84 85H87L86 83H84V82H87L88 81V85L87 86H85L84 88L83 87H78V88H76V90L77 89H80L81 88V92H80V94L79 95H81V93L84 95V97L83 96H79L78 97V102H79V104H83L82 102L83 101H81V99L83 100H86L87 98L86 97H89V96H87L88 95V93H85V92H87V87H91V89H89V90H92L94 93H92V94H95V95H93V98L96 100V104H94L95 105V107L98 109V110H96V111H98V112H94V113H92L91 115V117H93V119L90 117L89 119H91V123H93V121H97V126L96 127H98V123L100 124L99 125V127L100 126H102L101 124H103L104 126H102V127H98V133L99 134H101V136H103V138H102V140L104 141L105 139H106V142H107V144H105V145H108V141H109V147H107L106 146V152H105V155L106 154H108V159L110 160V162H111V166H110V170H107L106 169V172L108 171L109 173H106L105 172V170H104V172H103V176H105L104 178H106L105 179V181L107 182V183H109L110 185H112L113 183L115 184H113L112 186H114V187H116V186H120L121 185V183H122V180L121 179H123V178H125V177H129L130 175V178L133 176V175H140V176H143L142 178L144 179V181H142L141 183H143V184H141V183H138V182H140V181H137L136 180V182L140 185H138L137 183V185L136 186H134V188L136 189L135 191H134V193L136 194V192H137V190H138V192H137V194H136V197L135 198H137V199H135L136 200V203L134 202L133 204H137L138 202H140V207H138L139 209H137L136 208V213H135V215L137 216V219H139L140 221L139 222H141V225H142V227L144 226V224H146L143 228H142V230H141V233H142V237L144 238V239H146L147 240V242L149 243V247H145L144 249H143V252L144 253H150V252H154V254H155V256L153 257V259H152V263L151 264H159V260H160V258H161V256L163 255V253H165L164 255H166V252L168 253V251H171L173 254H175V255H177L178 257H177V259L175 260L176 262H177V264H197L198 262H197V260H199V261H202L201 263L202 264H220L221 262H217L218 260H215V258L211 255V252L209 253L208 251L206 252V255H207V258H202L201 257V255H199V254H197L196 252L195 253H193L194 251H192L191 250V246L189 245L190 243V236H189V232H190V227H188V229H187V223H188V219L187 220H185V216L184 215H179L180 217H178V215H177V212H178V205L176 204V202H177V200H176V197L174 196V193H172V192H174V191H172L171 189H174V187H177L178 186V183H177V181L179 180V179H181L180 178V175L182 176V174H180L181 173V171L183 172V173H187L186 172V169H188V168H190L188 165H187V161H188V156H187V153H188V151L186 150V145H188L187 144V142L188 141H190V142H193V140H191V139H193V137H194V135L195 134H192L191 132L192 131H190V132H188L187 130H185L186 128H184L182 125L183 124H181V123H175V124H177V126H176V128H174L175 127V125H174V123H172V119H171V117L169 116L168 117V115H169V113L167 112V110H168V105H169V103L167 102V103H165L164 102V105H163V108L161 109L160 108V110H156V112H158V111H160L159 112V117H160V120L161 121H159L158 123H156V124H152V121L149 119L150 118V114L151 113H153V110H150V109H148V107H149V105H141V104H148L147 102L149 101V99L151 98L149 95H148V91H147V94H146V90H150L149 92H151L152 93V90L153 89H157V87H158V85H159V87H160V89L162 88V90H161V92L163 93V95H162V98H164V101L165 100H167V101H169V99L170 98H168L169 96L168 95H170L169 94V92H170V90H172V84L171 83H173V80H175L176 78H175V76L177 75V74H179V73H177V70H178V72H180L181 73V68H180V66H182V61H183V58L185 59V57H186V55H185V52H180L181 50H183V49H185V50H187L188 48L190 49V51H192L193 53H194V56L191 54V52H189V49H188V56H189V58H187L186 57V59H188V60H186L185 59V62L187 63V61L189 62L188 64H191V65H189V66H191V67H193V71H192V73H193V76L191 75H187V73H189V72H187L186 73V75H185V72H184V70H183V74L182 75H184V76H187L185 79H186V81H189V80H191V81H189L188 83H190L188 86H187V96H186V101H187V109H188V104H189V93H190V91H192L194 88H196V87H198V86H201V88H203V89H206V87L208 86V83H209V79H210V52H211V42H210V38H209V35H210V31H209V28H208V33H209V35H208V43L206 44L205 43V46L204 47H202L203 49H202V51H204V52H202L201 51V53H197L196 51H197V49H196V47L194 48V44L193 45H185V44H183L182 43V41L183 40H189V41H192V40H197L198 38H197V36L195 35V34H197V33H195L196 31V26H192V22H190L189 20H190V17H188V14L187 13H185V12H182L181 13V19H182V21L186 24L185 26H186V29H188L189 27H195V32L193 31V29H191V28H189V30H191V33L192 34H194V35H191V33H190V31H189V34L187 35V38L188 37H190V39L188 38H185V37H181V36H179V37H177V36H175L176 34L174 33L175 31H174V29L172 30V34H173V36H171V37H169V26H170V24H169V22H170V19H171V15L173 14V13H171L172 11H171V9L174 7L173 6V0H172V2H171V0H83L81 3H80V1L78 0V2H77V0L75 1L74 0V2L75 3H77V4H75L74 2H73V0H71V1H68V0H47L46 2L44 1V0H41V2H43V4L42 3H39L40 2V0H23V2H22V0H8L11 4H8V7H9V5H10V7L8 8L7 7V3H9V2H6ZM101 1V2H100ZM104 3H103V2ZM136 1V2H135ZM138 1V2H137ZM144 2V3H142V2ZM151 1V2H150ZM177 1H179V2H177ZM36 2H37V4H36ZM99 2V3H98ZM134 2H135V5H134ZM148 2H150L151 4H149V5H147L148 4ZM156 2V3H155ZM166 2V3H165ZM23 3H24V5H23ZM36 4V6H35V4ZM52 3V4H51ZM70 3V4H69ZM94 3V4H93ZM98 3V4H97ZM138 3V4H137ZM141 3V4H140ZM163 3H164V5L165 6H163ZM176 3H180V0H176ZM4 4H5V7H4ZM38 4H40V5H38ZM48 4V5H47ZM104 4H105V6L107 7H105L104 6ZM120 4V5H119ZM134 6H133V5ZM166 4H168L167 5V7H166ZM12 5V6H11ZM52 5V6H51ZM64 5V6H63ZM68 6V8L66 9V7ZM69 5H71V6H69ZM90 5V6H89ZM96 7H94V6ZM97 5V6H96ZM141 5V6H140ZM147 5V6H146ZM35 6V7H34ZM46 6V7H45ZM98 6H100V7H98ZM122 6V7H121ZM126 6H127V8H126ZM146 6V7H145ZM150 6V7H149ZM154 6V7H153ZM6 7H7V9H6ZM14 7H15V9H14ZM37 7L39 8V9H37ZM62 7H63V9H62ZM108 7H110L109 8V11H107L108 10ZM140 7H144V8H142V11H141V8ZM152 7V8H151ZM170 7H171V9H170ZM4 8V11H1L2 9ZM46 10H45V9ZM49 10H48V9ZM60 8V9H59ZM85 8H86V10H85ZM95 8V9H94ZM123 8V9H122ZM132 8V9H131ZM134 8H136V9H134ZM151 8V9H150ZM24 9V10H23ZM42 9H44V10H42ZM58 9V10H57ZM105 9H107V10H105ZM122 9V10H121ZM126 9V10H125ZM129 9V10H128ZM152 9H154V11H155V14H157L156 16H153V14H154V11H152ZM161 9V10H160ZM168 9V10H167ZM180 9H183V8H180ZM8 10V12H5V11H7ZM79 10V11H78ZM82 10H84V11H82ZM117 10V11H116ZM121 10V11H120ZM124 10V11H123ZM135 10V11H134ZM150 10V11H149ZM172 10H174V9H172ZM14 11V13H12ZM17 11H18V13H17ZM59 11V12H58ZM70 11V12H69ZM162 11V12H161ZM6 13V15L7 14H9L8 16V18H9V20H7L8 18H6V15H5V17H3L4 15H2V13ZM99 12H101L100 14H99ZM108 12L109 13H112V14H109L108 15ZM131 14H129V13ZM133 12H134V14H133ZM151 12V14H149ZM167 12V13H166ZM3 13V14H4ZM36 13H38V14H41V15H36ZM104 13H106V14H104ZM117 13H118V15H117ZM141 13V14H140ZM161 13V14H160ZM19 14V15H18ZM48 14H51V15H48ZM68 14H70V15H68ZM74 14V15H73ZM77 14V15H76ZM79 14V15H78ZM142 14H147V16H145V18L143 17V15ZM12 15V16H11ZM65 17H64V16ZM78 16V17H76V16ZM104 17H103V16ZM111 15H113L112 17H111ZM120 15V16H119ZM130 15V16H129ZM137 15V16H136ZM149 15H150V17H149ZM162 15V16H161ZM2 16V17H1ZM15 16V17H14ZM25 16V17H24ZM40 16V17H39ZM61 16H63V17H61ZM74 16V17H73ZM134 16V17H133ZM165 16V17H164ZM52 17V18H51ZM61 17V18H60ZM107 17V18H106ZM109 17H111V18H109ZM114 17V18H113ZM118 17V18H117ZM130 17V18H129ZM132 17V18H131ZM142 17V18H141ZM155 17H158L157 18V20L155 19ZM164 17V18H163ZM2 18H3V20H2ZM11 18V19H10ZM43 18V19H42ZM66 18V19H65ZM70 18V19H69ZM122 18V19H121ZM131 20V21H129V19ZM166 18V19H165ZM41 19V20H40ZM104 19V20H103ZM106 19V20H105ZM111 19V20H110ZM124 19H126V20H124ZM138 19V20H137ZM139 19H141V20H139ZM153 19V20H152ZM162 19V20H161ZM3 22H2V21ZM7 20V22L8 23H6L5 21ZM12 21V23H11V21ZM24 20H25V22H24ZM46 20V21H45ZM48 20V21H47ZM62 20V21H61ZM89 20H93V21H90L91 23H89L88 21ZM97 20V21H96ZM109 20V21H108ZM128 20V21H127ZM144 20V21H143ZM159 20V21H158ZM165 20V21H164ZM167 20H168V23H167ZM51 21V22H50ZM85 21H87V22H85ZM103 21L105 22V23H103ZM107 21V22H106ZM126 21V22H125ZM134 21V22H133ZM141 21V22H140ZM143 21V22H142ZM154 21H155V23H154ZM156 21H158V22H156ZM161 21V22H160ZM27 22V23H26ZM63 22V23H62ZM83 24H82V23ZM100 22H101V24H100ZM109 22L112 24H109ZM128 22V23H127ZM135 22H138V23H135ZM148 22V23H147ZM163 22H164V24H163ZM5 23V24H4ZM119 23H121V24H119ZM132 23V25H130ZM134 23V24H133ZM157 23V24H156ZM8 24V27L6 26ZM11 24L13 25V27L11 28L10 26H11ZM82 24V25H81ZM88 24L91 26H88ZM94 24V25H93ZM98 24H100V25H98ZM130 25V27H134L133 29L131 28V30H130V28H129V25ZM142 24V25H141ZM149 24H151L150 25V27L148 26ZM166 24V25H165ZM168 24V25H167ZM190 24H191V26H190ZM10 25V26H9ZM21 25V26H20ZM27 25H28V27H27ZM47 25V26H46ZM82 27H81V26ZM95 25H97V26H95ZM121 25V26H120ZM123 25V26H122ZM134 25V26H133ZM139 25V26H138ZM158 25L159 26H161L162 27V29L160 30L159 28L160 27H158ZM166 28L165 29V31H164V28H163V26ZM23 26V27H22ZM45 26V27H44ZM54 26V27H53ZM83 26H84V29H83ZM103 26V27H102ZM105 26V27H104ZM137 26H138V28H137ZM141 26V27H140ZM142 26H143V29H142ZM5 27V28H4ZM19 27V28H18ZM43 27V28H42ZM88 27V28H87ZM93 27V28H92ZM102 27V28H101ZM111 27V29H110V31H109V33L108 34H105V32L107 31L106 30V28H110ZM124 27V28H123ZM154 27H155V30H154ZM188 27V28H187ZM210 27V26H209ZM6 28H7V30L9 31V32H7L6 31ZM20 28H22V30L20 29ZM140 28V29H139ZM145 28V29H144ZM147 28V29H146ZM149 28V29H148ZM152 28V29H151ZM1 29H5V32H4V30H1ZM30 29V30H29ZM104 29V30H103ZM157 29H159V31H157ZM185 29V30H186ZM25 30V31H24ZM47 30V31H46ZM87 30V31H86ZM93 30V31H92ZM103 32H102V31ZM106 30V31H105ZM127 30V31H126ZM140 30V31H139ZM184 30V31H185ZM1 31H2V33H1ZM24 31V32H23ZM39 31V32H38ZM85 31V32H84ZM91 31V32H90ZM138 31V32H137ZM149 31V32H148ZM187 30H186V32L185 33H187L188 32ZM194 33H193V32ZM96 32H98V33H96ZM101 32V33H100ZM108 32V31H107ZM106 32V33H107ZM128 32V33H127ZM132 32V33H131ZM154 32V33H153ZM158 32H160V33H162V34H159V35H157L158 34ZM5 33H8L9 34V36H8V34H5ZM92 33H94V34H92ZM100 33V34H99ZM125 33V34H124ZM139 33V34H138ZM146 33V34H145ZM149 33V34H148ZM3 34H4V37H3ZM30 34V35H29ZM48 34V35H47ZM111 34V35H110ZM125 35V37H123V35ZM130 34H132V35H130ZM151 34V35H150ZM154 34V35H153ZM19 35V36H18ZM22 35V36H21ZM82 35V36H81ZM97 35H99V37L97 36ZM104 35V36H103ZM129 35V36H128ZM145 35V36H144ZM146 35H148V36H146ZM190 35V36H189ZM17 36V37H16ZM24 36V37H23ZM49 36V37H48ZM57 36V37H56ZM81 36V37H80ZM94 36V37H93ZM107 36V37H106ZM112 36V37H111ZM128 36V37H127ZM131 36H132V38H131ZM151 36V37H150ZM192 36V37H191ZM193 36H195V37H193ZM19 37V38H18ZM23 37V39L24 38H26V42L24 41V40H22L21 38ZM32 37V38H31ZM103 37V38H102ZM127 37V38H126ZM145 37V38H144ZM88 38H90V40L88 39ZM91 38H93L94 40L92 41V39ZM106 38V39H105ZM183 40H182V39ZM32 41H31V40ZM42 39V40H41ZM56 39V40H55ZM61 39V40H60ZM67 39V40H66ZM78 39V40H77ZM103 39V40H102ZM108 39V40H107ZM7 40V39H6ZM24 41L25 43L23 44V42L22 41ZM39 40V41H38ZM80 40H82L81 42H80ZM85 40H86V43H85ZM106 41V43L105 42H103V41ZM117 40V41H116ZM30 41V42H29ZM36 41V42H35ZM41 41V42H40ZM54 41H55V43H54ZM65 41V42H64ZM67 41V42H66ZM89 41H91L90 42V44H89ZM12 42V43H11ZM15 42V43H14ZM33 42H35V45L36 46H38L39 48H38V50L40 51H36V49L34 50L33 48H31V47H33L32 46V43ZM40 42V43H39ZM52 42V43H51ZM93 42H95V43H93ZM125 42V43H124ZM17 43H19V44H17ZM78 43V44H77ZM80 43H82V44H80ZM104 45H103V44ZM124 43V44H123ZM159 43V44H158ZM14 44V45H13ZM17 44V45H16ZM20 44H21V47H20ZM30 45V48L33 50H31V49H29L30 50V52H29V50H28V45ZM76 44L78 45L77 47H76ZM126 44H128V45H126ZM132 44V45H131ZM139 45V47H138V45ZM152 46H151V45ZM159 45L160 46V48H159V46H155V45ZM209 44V45H208ZM13 45V46H12ZM16 45V46H15ZM23 45H26V49L28 50V52L25 50L24 51V49L22 48V46ZM41 45V46H40ZM47 45V46H46ZM55 45V46H54ZM88 47H87V46ZM91 45V46H90ZM94 45V46H93ZM116 45V46H115ZM144 45V46H143ZM148 45V46H147ZM185 45V46H184ZM8 46V47H7ZM10 46H12V47H10ZM28 46V47H27ZM35 46V47H36ZM53 46H54V48H53ZM57 46V47H56ZM59 46V47H58ZM73 46H75V47H73ZM120 46V47H119ZM145 46L147 47V49H148V47H149V49L148 50H146V48H145ZM24 47V46H23ZM52 47V48H51ZM90 47H91V49H90ZM96 47V48H95ZM107 47V48H106ZM142 48V50H143V52H141L140 51V49ZM154 48V49H151V48ZM183 47H185V48H183ZM10 48H11V50H10ZM18 49L19 48V50H15V51H17L16 53H17V55L19 56V55H21V56H19L20 57V59L18 58V57H15L16 59H13V56L16 54V53H14L15 51L14 50H12V49ZM25 48V47H24ZM37 48V47H36ZM43 48V49H42ZM65 48V49H64ZM83 48V49H82ZM120 48V49H119ZM123 50H122V49ZM128 49V50H125V49ZM130 48V49H129ZM157 48H159L158 50L159 51H161V54H160V52H158V50H157ZM181 48H183V49H181ZM45 49V50H44ZM80 49V50H79ZM88 49V50H87ZM95 49H97V50H95ZM113 49H115L116 50V52H115V54L113 53L114 51H113ZM145 49V50H144ZM181 49V50H180ZM201 48H199V50H200ZM7 50V51H6ZM9 50L11 51V52H9ZM23 50V51H22ZM63 50V51H62ZM66 50V51H65ZM122 50V51H121ZM157 50V51H156ZM194 50V51H193ZM6 51V52H5ZM41 51L42 52H44V53H41ZM55 51V52H54ZM62 51V52H61ZM98 51V52H97ZM107 51H110V52H107ZM113 51V52H112ZM118 51H120V52H118ZM140 51V52H139ZM152 51V53L150 54L149 52H151ZM5 52V53H4ZM20 52V53H19ZM36 52V53H35ZM38 52V53H37ZM65 52L67 53V54H65ZM97 52V53H96ZM127 52V53H126ZM129 52V53H128ZM148 52V53H147ZM155 52H157V55H156V53ZM206 52H207V54H206ZM1 53H0V55H1ZM4 53V54H3ZM14 53V54H13ZM21 53H23V54H21ZM35 53V54H34ZM57 53V54H56ZM71 53V54H70ZM104 53H106V54H104ZM120 53V54H119ZM140 53V54H139ZM141 53H145L144 55L142 54L141 55ZM176 55H175V54ZM182 53V54H181ZM183 53H184V55H183ZM196 53V54H195ZM203 53V54H202ZM7 54H9L8 55V57H7ZM13 54V55H12ZM28 54H27V56H28ZM59 54V55H58ZM102 54H104V55H106L104 58H103V56L104 55H102ZM124 56V58H125V60L123 59V56ZM132 54V55H131ZM138 54H139V56H138ZM158 54H160V55H158ZM178 54V55H177ZM180 54V55H179ZM186 54H187V51H186ZM189 54H191V55H189ZM197 54H199V56L200 55H204V56H202V57H204V58H207V60H206V62L208 63H206L205 64V68H206V71H207V76H209L208 77V79L206 80H204V78H202L203 80H201V78H199V76H198V71L199 70H202L203 71V69H202V63H201V59H203V58H200V57H198V55ZM10 55H12V56H10ZM24 57H23V56ZM64 55L66 56V57H64ZM71 55V56H70ZM108 55V56H107ZM117 55H119V56H117ZM131 55V56H130ZM183 55V56H182ZM196 55V56H195ZM205 55H207V56H205ZM30 56V57H31ZM37 56V55H36ZM49 56V57H48ZM53 56V57H52ZM85 56H88V57H85ZM111 57V59H110V57ZM117 56V57H116ZM122 56V57H121ZM130 56V57H129ZM138 56V57H137ZM148 56V57H147ZM152 57V58H150V57ZM157 56H159L158 58H157V60H156V58L155 57H157ZM175 56V57H174ZM181 56H182V58H181ZM185 56V57H184ZM10 57H12L11 59H10ZM29 57V56H28ZM61 57V58H60ZM96 57V58H95ZM97 57H98V59H97ZM119 57V59H117ZM143 57V58H142ZM145 57H147V58H145ZM154 57V58H153ZM173 57V58H172ZM179 57H180V59H179ZM194 57H196V58H194ZM19 59V61H18V59ZM25 58V59H24ZM58 58H59V60H58ZM65 58V59H64ZM94 58V59H93ZM100 58V59H99ZM141 58L143 59V61H141ZM149 58V59H148ZM50 59V60H49ZM83 59H84V61H83ZM89 59H91V60H89ZM96 59V60H95ZM103 59L107 62V59H108V61H109V63H107V65H106V62L105 61H103ZM131 59V60H130ZM145 59V60H144ZM198 59V60H197ZM27 60H29V58L27 59ZM31 60V59H30ZM82 60V61H81ZM116 62H115V61ZM119 60V61H118ZM147 60V61H146ZM150 60V61H149ZM155 60V61H154ZM182 60V61H181ZM24 61L26 62L25 64H24ZM128 61V62H127ZM146 61V64L144 63ZM149 61V62H148ZM162 61V62H161ZM190 61H191V63H190ZM199 61V62H198ZM89 62V63H88ZM99 62V63H98ZM104 62V63H103ZM134 62V63H133ZM156 62H158V64H156ZM24 65H23V64ZM30 63V62H29ZM28 63V64H29ZM42 63V62H41ZM58 63H59V65H58ZM87 63V64H86ZM95 63H96V65H95ZM111 63V64H110ZM129 64V65H131L132 64V66H129V65H127V64ZM141 63V64H140ZM142 63H144V65L142 64ZM93 64V65H92ZM98 64H99V66H98ZM117 65L118 64V66H113V65ZM139 65V68H138V66H136V65ZM154 64V65H153ZM172 64V65H171ZM175 64H176V66H175ZM178 64V65H177ZM17 65H21L20 67H21V69H20V67L19 66H17ZM23 65V66H22ZM72 65H74V70L76 71V72H78V73H76L73 69H70V73H71V76H70V73H67L66 71H67V69H68V67H73ZM86 65V66H85ZM103 65V66H102ZM110 65V66H109ZM142 65H143V67H142ZM150 65V66H149ZM16 66H17V68H16ZM29 66H30V64H29ZM76 66V67H75ZM89 66V67H88ZM105 66V67H104ZM144 66H146V68L144 67ZM173 66V67H172ZM179 66V67H178ZM19 67V68H18ZM91 67V68H90ZM98 67H104V69H102V68H98ZM107 67V68H106ZM111 68V69H109V68ZM113 67H114V69H116V70H114L115 72H112L113 71ZM125 67V68H124ZM131 67H132V69H131ZM158 67V68H157ZM178 67V68H177ZM48 68V69H49ZM62 68V69H61ZM65 68H67V69H65ZM94 68V69H93ZM123 68V69H122ZM128 68V69H127ZM141 68V69H140ZM154 68H156V69H154ZM19 69V70H18ZM98 69H101L103 72H104V76L102 75V71L101 70H98ZM155 70V73H154V71L153 70ZM13 70H14V72H13ZM28 70H29V68H28ZM28 70H25V72L26 73H29V71ZM88 70V71H87ZM94 70V71H93ZM108 70H110V72L108 71ZM120 70V71H119ZM125 70V71H124ZM140 70H141V73H140ZM146 70H147V72L149 73H146ZM174 70V71H173ZM198 70V71H197ZM72 71V72H71ZM100 71V72H99ZM105 71H106V75H105ZM118 71H119V74L120 75H118ZM138 71V72H137ZM150 71H152V72H150ZM171 71V72H170ZM13 72V73H12ZM22 72V73H21ZM64 72H66V74H69V76L71 77V79H70V77L67 75L66 76V74L63 73ZM68 72H69V69H68ZM73 72H74V74H73ZM90 72H92V73H90ZM99 72V73H98ZM108 72V73H107ZM26 73H24V75L26 74ZM61 73H62V75H61ZM94 73V74H93ZM101 73V74H100ZM133 74V75H131V74ZM135 73V74H134ZM137 73V74H136ZM153 75V77L154 78H156L157 79V81L159 80V81H161V82H157L158 83V85L156 84H154V82L152 81V80H150L151 78H152V76H151V74ZM171 73V74H170ZM174 75H173V74ZM191 73V74H192ZM90 74V75H89ZM99 74V75H98ZM113 74V75H112ZM121 74H122V76H121ZM147 74V75H146ZM154 74H155V76H154ZM164 76H163V75ZM23 75V76H24ZM75 75H76V77H75ZM89 77H88V76ZM109 75V76H108ZM111 75V76H110ZM126 75V77H124ZM136 75V76H135ZM140 75H142V76H140ZM145 75V76H144ZM169 75H170V78H169ZM62 76V77H61ZM80 76V77H79ZM100 76V77H99ZM140 76V77H139ZM149 76V77H148ZM161 76V77H160ZM167 76H168V79H167ZM92 77V78H91ZM96 77H98V79L96 78ZM102 77H104V78H102ZM107 77V78H106ZM114 77V78H113ZM117 79H116V78ZM118 77H119V79H118ZM122 77V78H121ZM131 79H129V78ZM145 77V78H144ZM191 79H190V78ZM23 78V77H22ZM62 78L64 79V80H62ZM89 78V79H88ZM110 78V79H109ZM111 78H112V81H111ZM134 78H136V79H138V80H136V79H134ZM140 78H142V79H140ZM164 78H166L167 80H165L164 81ZM172 78V79H171ZM24 79V78H23ZM85 79H86V81H85ZM88 79V80H87ZM90 79H92V80H90ZM97 79V80H96ZM100 79V80H99ZM104 79V80H103ZM133 79V80H132ZM172 81H171V80ZM189 79V80H188ZM18 80V81H17ZM21 80V81H20ZM91 82H90V81ZM96 80V81H95ZM98 80H99V82H98ZM103 80V81H102ZM115 80H117V81H115ZM118 80H120V81H118ZM123 82H122V81ZM148 80H149V82H148ZM15 81V82H14ZM74 81V79L71 81V82H73ZM95 81V82H94ZM104 81H106V82H104ZM114 81V82H113ZM132 81V82H131ZM135 81V82H134ZM147 81V82H146ZM163 81V82H162ZM167 81V82H166ZM169 81H170V83H169ZM203 81V82H202ZM68 82V81H67ZM70 82V83H71ZM97 82V83H96ZM107 82H108V85H107ZM122 82V83H121ZM128 82H129V84H128ZM131 82V83H130ZM139 82V83H138ZM143 84H142V83ZM147 83L148 84V86L145 84L144 85V83ZM153 84H152V83ZM166 82V83H165ZM174 82H176V80L174 81ZM16 83H18L17 85H15ZM80 83V82H79ZM81 83L79 84V85H81ZM90 83H95L93 86H92V84H91V86H89V84ZM98 83H99V85H98ZM100 83H102V85L100 84ZM111 83V84H110ZM114 83V84H113ZM120 83L122 84V85H124V86H122V85H120ZM126 83H127V86H126ZM133 83V84H132ZM151 83V84H150ZM161 83H164L163 85H164V88H163V86L161 87L160 85H161ZM106 84V85H105ZM141 86H140V85ZM170 84V85H169ZM204 84V85H203ZM14 85H15V87H14ZM18 85H19V87H18ZM113 85V86H112ZM118 85V86H117ZM119 85H120V87H119ZM131 85L133 86L131 89H130V87H131ZM135 85V86H134ZM137 85H139V88H138V86ZM21 86V87H20ZM113 88H112V87ZM145 86H147V89L145 88ZM151 86V87H150ZM156 87V88H153V89H150V88H152V87ZM18 87V88H17ZM95 87V88H94ZM100 87V88H99ZM102 87V88H101ZM103 87L104 88H107V90L105 89L104 90V92H103ZM123 87V88H122ZM144 89H143V88ZM171 89H170V88ZM17 88V89H16ZM97 88V89H96ZM126 88V89H125ZM133 88H135V92H134V89ZM149 88V89H148ZM166 88V89H165ZM23 89V88H22ZM99 89V90H98ZM102 90V92H100L101 90ZM136 89H138V91L139 90H141V91H139V97H138V91H136ZM142 89H143V91H142ZM84 90V91H83ZM108 90H109V92H108ZM120 90H122L123 91V93L120 91ZM125 90H128V91H131V92H129L128 93V91H126L125 92ZM155 90H154V93H155ZM21 91H23L22 93H21ZM98 91H99V94L97 95L96 94V92L98 93ZM116 91V92H115ZM120 93H119V92ZM17 92V93H16ZM73 91H71V94H73L72 93ZM133 92V93H132ZM141 92V93H140ZM157 92V91H156ZM103 94V95H101V94ZM112 93H113V95H112ZM143 93V94H142ZM150 93V94H151ZM126 94H127V96H126ZM130 94V95H129ZM134 94V95H133ZM136 94V95H135ZM140 94H141V97H140ZM146 94V95H145ZM101 95V96H100ZM105 95H107V97L105 96ZM142 95H144V97H142ZM92 96V95H91ZM96 96V97H95ZM104 96H105V98H104ZM123 96H124V98H123ZM133 96V97H132ZM135 96V97H134ZM137 96V97H136ZM150 98H149V97ZM116 97L119 99V100H117L116 99ZM120 97V98H119ZM128 98V100H127V98ZM132 97V98H131ZM17 98V97H16ZM19 98H22V99H19ZM25 98V97H24ZM106 98H108V99H106ZM110 98V99H109ZM141 98V99H140ZM105 99V100H104ZM113 99V100H112ZM115 99H116V101H117V104L115 103L116 101H115ZM121 99V100H120ZM131 99H134V100H131ZM89 100V99H88ZM91 101H93L92 100V97H91V99H90ZM100 100H101V102H100ZM111 100V101H110ZM143 100V101H142ZM145 100V101H144ZM257 100V99H256ZM25 101V100H24ZM23 101V102H24ZM109 101V102H108ZM114 101V102H113ZM134 101V102H133ZM260 103H262V105H263V107H264V101H260V100H258ZM77 102V103H78ZM85 102V101H84ZM93 102H95V101H93ZM107 102V103H106ZM142 102V103H141ZM19 103H21V105H19ZM105 103V104H104ZM125 103V104H124ZM127 103V104H126ZM137 103V104H136ZM141 103V104H140ZM99 104V105H98ZM103 104V105H102ZM121 104V105H120ZM135 104V105H134ZM19 105V106H18ZM111 105H113L112 107H110ZM124 105V106H123ZM100 106V107H99ZM104 106V107H103ZM106 106V107H105ZM121 106V107H120ZM128 106H129V108H128ZM136 108L137 107V109H134V107ZM148 106V107H147ZM165 106H166V108H165ZM16 107V108H17ZM21 107L19 108L21 111H19V109L17 108V110L15 109V111H19V112H22V109H21ZM104 108V110H103V108ZM122 108L123 107V109L121 110L120 108ZM124 107H126L127 109V111L125 110V108ZM131 107H132V109H131ZM140 108V110H139V108ZM141 107H142V109H141ZM147 107V108H146ZM110 108V109H109ZM115 108H118V109H120V110H116ZM130 109H131V111H130ZM144 109H148V110H146V111H149L150 112V114H149V112H147L146 114L144 113V112H146ZM156 109V108H155ZM167 109V110H166ZM108 110V111H107ZM133 110L135 111V112H133ZM138 110H139V112H138ZM103 111V112H102ZM116 111V112H115ZM142 111V112H141ZM200 113H201V111L202 110H198ZM19 112H18V114H19ZM70 112V111H69ZM69 112H68V114H69ZM124 112V113H123ZM154 112H155V110H154ZM189 112V111H188ZM197 112V111H196ZM196 112H193V113H196ZM261 112L262 113H258L259 114V118L261 119V120H263L264 121V110H261ZM16 114H17V112H15ZM71 113V112H70ZM75 112L73 111V114H74ZM106 113V114H105ZM108 113V114H107ZM116 113V114H115ZM142 114L141 115V117H143V118H141L140 117V115H137V114ZM166 113V114H165ZM190 113V112H189ZM23 114V113H22ZM66 114H67V112H66ZM66 114H64V116L66 115ZM73 114H71L72 115V117L74 116L75 117V115H73ZM96 115V117H95V115ZM97 114H99V115H97ZM101 114V115H100ZM118 114V115H117ZM168 114V115H167ZM191 114V113H190ZM263 114V115H262ZM71 115L69 116V121L71 120ZM102 115H103V120L101 119V117H102ZM110 115V116H109ZM147 115L149 116V118H146L147 117ZM157 115V114H156ZM167 115V116H166ZM63 116V117H64ZM105 116V117H104ZM110 118H109V117ZM121 116V117H120ZM139 118H138V117ZM205 116V118L206 117H208V116H206V115H204V114H201V119H203L202 117H204ZM73 117V118H74ZM95 117V118H94ZM98 117L100 118V120L98 119ZM138 119H137V118ZM198 118H199V116H197ZM65 118V117H64ZM72 118V119H73ZM111 118L113 119V122H111L112 120H111ZM122 118H124V119H122ZM134 118H136V119H134ZM143 119V120H141V119ZM167 118V119H166ZM197 118V119H198ZM66 119H68V116L66 117ZM95 119V120H94ZM109 119H110V121H109ZM149 119V120H148ZM65 120V119H64ZM75 120V119H74ZM93 120V121H92ZM108 122V125L106 124L107 122ZM73 121V120H72ZM99 121V122H98ZM117 121V122H116ZM135 121H136V123H135ZM151 121V122H150ZM171 121V122H170ZM206 121H207V125L209 126V123H208V121H209V119L207 120L206 119ZM67 122V121H66ZM66 122H65V124L64 125H66L67 126V124H68V122H67V124H66ZM102 122V123H101ZM105 122V123H104ZM109 122H111L110 124L112 125H110L109 124ZM22 123H26V122H24V120H23V122ZM72 122H70L68 125L69 126H71L70 124H71ZM76 124V122H73L72 124ZM129 123H130V125H129ZM134 123H135V125H134ZM116 124V125H115ZM172 124L174 125V126H172ZM94 125V124H93ZM92 124H91V126H93ZM118 125H120V127L118 126ZM69 126H67V127H64V129H66V128H70ZM74 126V125H73ZM77 126H78V124H77ZM90 125H88V127H89ZM107 126V127H106ZM110 126V127H109ZM132 126V127H131ZM4 127V126H3ZM115 127V128H114ZM118 129H117V128ZM183 127V128H182ZM91 128V127H90ZM93 128H94V126H93ZM93 128H91V129H93ZM103 128V129H102ZM108 129V130H106V129ZM114 129V131L112 130L111 131V129ZM120 128V129H119ZM129 128V129H128ZM130 128L132 129V130H130ZM182 128V129H181ZM90 129V130H91ZM123 129H124V131H123ZM173 129V130H172ZM209 129V128H208ZM4 131H3V133L4 132H7V131H5V130H7L6 128H4L3 129ZM99 130H101V131H99ZM117 130H119V131H117ZM176 130H178V131H176ZM68 132V129L67 130H64V132ZM69 131H71V130H69ZM92 131V130H91ZM104 131V132H103ZM106 131H108V132H106ZM116 131V132H115ZM184 131H187V132H184ZM106 132V133H105ZM93 133V132H92ZM96 133V132H95ZM98 133H96V134H98ZM107 134V135H105V134ZM117 133V134H116ZM122 133V134H121ZM189 133V134H188ZM6 134V133H5ZM4 134V135H5ZM94 134V133H93ZM114 134H115V136H114ZM119 134H121V135H119ZM104 137H105V139H104ZM152 137V138H151ZM96 138H98V135H97V137L95 136V134H94V141H96V143H95V146L97 147V150L99 149L100 150V147H98V141L97 140H95ZM100 138V139H101ZM109 138V139H108ZM151 138V139H150ZM154 138V139H153ZM151 141H150V140ZM152 139H153V141H152ZM155 140L157 141L156 143H158V146L155 148H152L153 147V143L155 142ZM100 141V140H99ZM101 142V141H100ZM106 142H103V143H106ZM150 142V143H149ZM153 142V143H152ZM102 143V144H103ZM139 143V144H138ZM147 143V144H146ZM207 143V144H206ZM112 144V145H111ZM111 145V146H110ZM146 145H148V147H146ZM103 146V145H102ZM138 146V147H137ZM155 146V145H154ZM205 148H206V153H205V156H203V158H204V160L206 161H204V163H203V166H204V168H205V170L207 171V177H208V168H207V162H208V150H209V140H208V136H207V141L205 142ZM96 147L94 148L95 150H96ZM105 147V146H104ZM121 148V149H120ZM147 148V149H146ZM101 149H103L102 147H101ZM108 149V150H107ZM97 151V152H100V151ZM140 150V151H139ZM104 149L102 150V153L104 154ZM120 151H123V153L122 152H120ZM126 151V152H125ZM149 151V152H148ZM97 152H94V154H95V156H98V157H100L101 155V153H97ZM129 153V154H128ZM143 156H142V155ZM146 154H147V158H145L146 157ZM128 156V157H127ZM139 156H141V157H139ZM152 156V157H151ZM187 156V157H186ZM149 157V158H148ZM138 158V159H137ZM256 158V159H255ZM99 161V160H98ZM133 161H135V163H137V164H135ZM146 161V162H145ZM186 161V162H185ZM132 162L134 163V164H132ZM141 162V163H140ZM186 165H185V164ZM189 163V162H188ZM206 163V164H205ZM180 164H181V166H183L184 168L186 167V169H183L181 166H180ZM124 166V167H123ZM138 166V167H137ZM246 166L250 169V171H251V174H250V176H251V178H252V180L255 182V184L257 185V190H256V194L258 195V197H260V196H262V202H263V208L261 209V210H263L264 211V165H263V162H262V160H260V159H258L256 156H251V157H249L247 160H246ZM135 167V168H134ZM140 167V168H139ZM9 168V169H8ZM11 168H12V166L11 167H5L4 166V164H3V161H2V158H0V181L2 180V182H0V185H1V190H5V188L6 187H9L8 189H10L9 190V192L10 191H12V192H10V194H11V196L15 199L16 198V200L18 201V202H16V203H19L20 204V208H22V210H24V208H23V206H21L22 204H23V202H24V198H23V194H24V192H23V190H20V189H18V187H16V185H14L15 183H16V179L15 178H18L19 177V174L18 173H16L15 174V172L14 171H12V170H14V169H12L11 170ZM6 169V170H5ZM103 169H105V168H103ZM135 169V170H134ZM137 169V170H136ZM139 169H140V173L139 174H137L138 172H139ZM179 169H183V170H185V171H183V170H181V171H179ZM4 170H5V172L6 173H4ZM9 170V171H8ZM189 170V169H188ZM187 170V171H188ZM135 171H136V173H135ZM152 171V172H151ZM4 173V174H3ZM13 173V174H12ZM178 173H179V175H178ZM14 174H15V176H14ZM106 174V175H105ZM143 174V175H142ZM144 174H146L147 176L145 177V175ZM108 175V176H107ZM135 175V176H136ZM185 175V174H184ZM187 175V174H186ZM10 176V177H9ZM177 176V177H176ZM1 177H3L4 179H2ZM102 177V176H101ZM107 177H109V179L107 178ZM139 177V176H138ZM146 179H145V178ZM8 178V179H7ZM136 178H137V176H136ZM141 178V177H140ZM148 178V179H147ZM175 178H177L178 180L176 181V179ZM6 179V180H5ZM13 179H15V180H13ZM103 179V178H102ZM143 179H141V180H143ZM140 180V179H139ZM149 180V181H148ZM3 181H4V183H3ZM14 181V182H13ZM108 181H110V182H108ZM147 181V182H146ZM182 181H183V179H182ZM186 181V180H185ZM185 181H183V182H185ZM7 182V183H6ZM121 182V183H120ZM180 182V181H179ZM3 183V184H2ZM6 183V184H5ZM177 185H176V184ZM181 183V182H180ZM179 183V184H180ZM8 184V185H7ZM182 184V183H181ZM185 184H187V183H183V185H185ZM5 187L6 185V187L3 189L2 187L3 186ZM145 185H146V188H145ZM111 186V188H113ZM139 186V187H138ZM149 186V187H148ZM207 186H208V184H207ZM137 187V188H136ZM155 187V188H154ZM261 187H263V188H261ZM117 188V187H116ZM148 188H149V190H148ZM115 189V188H114ZM118 189V188H117ZM117 189H115V191H117ZM140 189V190H139ZM143 189V190H142ZM147 190L146 191V193H144L145 192V190ZM18 190V191H17ZM113 190V189H112ZM201 190H203V189H201ZM201 190H198V189H196V188H194V189H192V191H191V204H192V206L193 207H195L196 208V210L199 212V214L201 215V218L203 219V221L205 222V219H204V217H203V215H202V213H204L205 212V215H206V211H205V209H203V208H200L199 206H197V205H195V203H194V199H195V197H197V196H199V195H201L200 194V191ZM206 190V189H205ZM259 190H261V191H259ZM263 190V191H262ZM20 191H22L23 192V194H21L22 192H20ZM114 191V190H113ZM112 191V192H113ZM114 191V192H115ZM141 191V192H140ZM143 191V192H142ZM172 191V192H171ZM113 192V193H114ZM151 192V194H149ZM205 192V191H204ZM203 192V193H204ZM259 192V193H258ZM134 193H133V195H134ZM143 193V194H142ZM114 194H116V193H114ZM114 194H112L113 196H111V198L113 197L114 199H117V196H116V198L114 197ZM140 196H139V195ZM144 194H146V195H148L149 194V196H145ZM158 194V195H157ZM173 194V195H172ZM144 196V197H143ZM139 197H141V201H140V199H139ZM142 197H143V199H142ZM146 197V198H145ZM148 197H149V199H148ZM23 198V199H22ZM145 198V199H144ZM173 198H175V199H173ZM13 199V200H14ZM20 199H22L23 200V202H22V200H21V203H20ZM114 199H113V202H114ZM134 199V198H133ZM138 199H139V201H138ZM152 199V200H151ZM16 200H14V201H16ZM142 200H143V202H142ZM154 200V201H153ZM115 202L116 203H118V201H116L115 200ZM152 202H153V204H152ZM143 203H146V204H143ZM148 203H150V205L148 204ZM155 203V204H154ZM142 204V205H141ZM148 204V205H147ZM144 205H147V207L146 206H144ZM177 205V206H176ZM115 206H119V204L118 205H115ZM133 206V205H132ZM141 206H142V208H141ZM149 207H151V208H149ZM115 208V207H114ZM120 208V207H116L115 209H114V214H111V215H114V217H115V219H116V217L119 215L118 213L119 212H121V211H119L118 209ZM135 208V207H134ZM134 208H133V210H134ZM141 208V209H140ZM143 208H146V209H143ZM169 208L171 209V213L169 214ZM117 209V211H119V212H115V210ZM127 210H129V208L128 209H125L124 210V217H126V221H124V220H122L123 218H121L120 216H122V215H119V217H118V220L120 219V221L122 220V221H124V222H119L118 220L116 221L115 219H114V217L112 216L111 217V220H112V218H113V220L112 221H114V222H112V223H114V224H112V227L113 228H117V230L119 229V226L122 228V227H124L123 225H121L122 223H125L126 225H132L131 227H133V225L134 224H138L139 222H137V220H136V216L134 217V216H131V215H133L134 213L133 212H131V209L129 210V211H127ZM138 210V211H137ZM139 210H140V212H141V214L140 213H138L139 212ZM142 210H143V212H142ZM144 210H151V211H149V212H146V211H144ZM158 210V211H157ZM152 211H154V213H155V215L154 214H152ZM181 210H179V212H180ZM24 211H22V213H23ZM157 212V213H156ZM161 214H160V213ZM178 212V213H179ZM115 213H117V214H115ZM148 213H150V214H148ZM174 213V215H175V217L172 219L171 218V216H172V214ZM24 214H25V212H24ZM122 214V213H121ZM138 214H139V216H138ZM149 216H148V215ZM160 214V215H159ZM180 214V213H179ZM181 214H182V212H181ZM115 215H117V216H115ZM130 215V216H129ZM154 215V216H153ZM128 216V217H127ZM150 216H152V217H150ZM161 216V217H160ZM131 217H132V219H131ZM135 219H134V218ZM139 217V218H138ZM145 217V218H144ZM155 217H156V219H155ZM184 217V218H183ZM128 218V219H127ZM142 218V219H141ZM151 218V219H150ZM135 220V223L134 222H132V220ZM154 219V220H153ZM145 220V221H144ZM146 220H147V223H146ZM180 221H182V222H180ZM186 221H187V223H186ZM115 222H119V224L117 225ZM127 222V223H126ZM131 222V223H130ZM204 222H203V224H204ZM132 223H134V224H132ZM186 223V224H185ZM261 223L263 224L264 223V221L263 220H261ZM116 224V226L117 227H115L114 225ZM136 224V225H137ZM185 224V228L183 227V225ZM205 224H206V222H205ZM205 224H204V228L206 229V227H205ZM125 225V226H126ZM30 227V226H29ZM32 227V226H31ZM95 229L96 230H94L95 231V235H96V237L97 236H99L98 234H99V230H100V228H99V226L96 224L95 225ZM130 227V228H131ZM182 228V229H180V231H182L183 229V231H182V233H180V231L178 230V228ZM127 228V226L126 227H124V229L123 230H125ZM129 228V227H128ZM129 228V229H130ZM31 228H29V229H27V230H30ZM99 229V230H98ZM187 229V230H186ZM126 232H128L127 230H125ZM186 231V232H185ZM188 231V232H187ZM97 232V233H96ZM115 232V234H114V236H113V240L114 241H117L116 240V238H118L119 236V234H122V233H119L118 232V235H117V231L115 230L114 231ZM130 232V231H129ZM128 232V233H129ZM30 233H32V232H30ZM128 233H127V236H128ZM186 233V234H185ZM117 237H116V236ZM115 237V238H114ZM189 237V238H188ZM97 238H99V237H97ZM163 239H165V240H167V243H166V245L168 244L169 246H167V247H169V248H167V249H169V250H162L160 247H157V248H155V246H154V244H156L158 241H163ZM96 240V239H95ZM130 242L129 243H131V238L129 237V239H128ZM112 242V240H111V242H112V244H115L116 243V245H117V242ZM123 241H125V240H123ZM127 241V240H126ZM128 242V241H127ZM128 243V244H129ZM111 244V245H112ZM151 245H153V246H151ZM165 244H163V247L164 246H166ZM96 246H97V244H96ZM98 247V246H97ZM97 247H95V248H97ZM162 247V246H161ZM208 247H209V250L211 251V249H212V247H210V245L208 244ZM96 250H98V249H95V252H97ZM245 251H244V253L246 252V248L244 249ZM103 251V250H102ZM166 251V252H165ZM100 251H98V253H95V257L96 258H99V257H101V259L99 258V260H100V262H98L99 260L97 259L96 261L94 260V262H93V264H105V262H107L106 260H108L107 259V257H106V254H104V256L106 257V258H104V256L102 257V256H100V253H99ZM98 254H99V256H98ZM197 254V255H196ZM102 255V254H101ZM157 255V256H156ZM194 256H195V258H194ZM201 257V259H200V257ZM164 257V256H163ZM189 258H191V259H189ZM192 258H194V259H192ZM198 258V259H197ZM95 259V258H94ZM105 261H104V260ZM188 259V261L190 260V262H188V261H186ZM196 259V260H195ZM102 260V261H101ZM191 260H193L192 262H191ZM205 260V261H204ZM161 261H162V259H161ZM187 262V263H186ZM243 264H245L244 262H242ZM106 264H108V263H106ZM198 264H200V262L198 263ZM222 264V263H221ZM248 264V263H247Z\"/></svg>",
  "mask_w": 264,
  "mask_h": 264
},
{
  "label": "built area",
  "instance_id": "3",
  "mask_svg": "<svg viewBox=\"0 0 264 264\" xmlns=\"http://www.w3.org/2000/svg\"><path fill=\"white\" fill-rule=\"evenodd\" d=\"M209 38L208 86L189 93V112L209 118L208 186L194 203L206 211L210 247L242 238L246 263L259 264L264 223L246 158L264 165V121L237 106L250 97L264 101V0H210Z\"/></svg>",
  "mask_w": 264,
  "mask_h": 264
}]
</instances>
